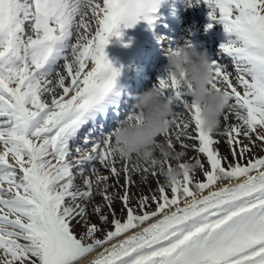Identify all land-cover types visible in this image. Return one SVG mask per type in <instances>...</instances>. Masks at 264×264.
Segmentation results:
<instances>
[{
	"label": "snow or ice",
	"instance_id": "obj_1",
	"mask_svg": "<svg viewBox=\"0 0 264 264\" xmlns=\"http://www.w3.org/2000/svg\"><path fill=\"white\" fill-rule=\"evenodd\" d=\"M161 3L0 0V264H81L93 253L90 264H264V155H249L257 142L264 151V0H204L210 20L223 25L220 50L235 71L233 78L219 60L210 61V88L231 102L222 132L204 130L200 107L175 76L153 86L174 108L153 148L161 168L171 171L175 159L183 170L158 182V196H141L132 207V176L161 175L156 161L133 163L117 154L111 131L97 135L112 113L116 124L122 120L126 103L121 70L105 48L141 20L151 27ZM158 43L165 55L179 47L163 36ZM230 116L237 122L229 124ZM125 118L139 122L140 113L131 106ZM217 135L226 138L231 160L215 147ZM187 140L207 169L198 158L181 162ZM97 196L102 206L93 204L92 214L105 224L112 217L102 238L89 222ZM76 225L84 228L79 236Z\"/></svg>",
	"mask_w": 264,
	"mask_h": 264
},
{
	"label": "clouds",
	"instance_id": "obj_2",
	"mask_svg": "<svg viewBox=\"0 0 264 264\" xmlns=\"http://www.w3.org/2000/svg\"><path fill=\"white\" fill-rule=\"evenodd\" d=\"M185 8L193 6L192 0H184ZM164 66L168 77L175 76L182 82L185 94L192 97L201 109L203 128L206 132L215 134L219 131L222 118L230 108L228 96L210 88L212 74L209 70L210 60L206 53H198L189 43L179 45L178 50L166 55ZM133 108L139 111L140 120L122 119L111 130L113 146L118 149V155L132 162L151 164L155 159L158 171L161 172L165 183L179 178L183 170L173 167L171 171L160 167V156L154 150L157 137L168 127V118L174 108L171 102L162 100L156 88H148L133 97ZM169 157L171 150L164 149ZM175 160V159H173ZM192 165L189 164L188 168Z\"/></svg>",
	"mask_w": 264,
	"mask_h": 264
},
{
	"label": "bare ground",
	"instance_id": "obj_3",
	"mask_svg": "<svg viewBox=\"0 0 264 264\" xmlns=\"http://www.w3.org/2000/svg\"><path fill=\"white\" fill-rule=\"evenodd\" d=\"M192 3H193V6H192V8H191L190 14L187 16V19H188V20H192V19H195V17L193 18V16H195V15H197V16H198V15H200V16H203V15H204V16H205L206 24L204 25V28H201V30H207L208 32H213L212 27L209 28L208 25H209V24H212V22H214V21L210 20V18H209V11H208V10H210V9H209V8L207 7V5L204 3V0H200L199 3H197V0H193ZM202 5H203V6H202ZM200 6H202V8L204 9V11L200 9ZM218 24H219V23H218ZM219 27H220V28H219V31H218V32H215V33H216V34H215V37L217 38V39H216L217 41H220V43H218V44L216 45V47H213V45L209 44V48H210V49H211V48H215V49H217V51H213V54H214V55H212L211 50H208V51H209V54H208L209 57H208V59H209L210 61H211V60H219L222 64H224V65L227 67L228 71H232L231 73H232L233 78H234V77H235V71H234V68H233V64H232V63L229 64V62H227L228 59H230V58H228V57H226V56H223L222 53H221V50H220V45L223 44V43L226 41L227 36H226L225 33H220V32H223V31H224V29H223V25H222V24H219ZM200 35H203V33H201ZM192 36H193V39L190 41V44H191L194 48H198V47L201 45L200 41L202 40V38H198V37H196L197 35H192ZM214 40H215V39H214ZM155 50H156V51H160V52H162V51H163V48H162L161 45H159V46L156 47ZM105 52H106V54H107V58H108V60L113 64V67L118 68V69H121V66L124 64V60H121V61L115 60V59L112 57V51H111V49L109 48V45L106 46V48H105ZM161 55L166 56L164 53H162ZM150 70H151V69H150ZM153 83H154V82H152V85H153ZM121 88L124 89L123 86H120V87H119V89H121ZM46 97H47V96H46ZM46 97H45V98H46ZM132 105H133V103L130 105V107H131ZM176 110H177V111H180L179 109H176ZM183 120H185V121L190 120V117L188 116V114H186V115L184 114V115H183ZM232 121H233V122H232ZM236 122H237V121H236V119H235L234 116H232V118H229V121H228L229 124H233V123H236ZM224 127H225V124H224V120H223V118H222V123H221L220 129H219L218 132H220L221 130H223ZM188 131H189V132H192V129L189 128ZM222 136H223V135H217L216 138L219 140V143H218L215 147L220 151L221 154L223 153V154H222L223 156H226V157H227V150H226V148L224 147V144H223V141H224V140H223ZM225 139H226V138H225ZM185 143H187L190 147H189L188 150L185 151V155L182 157L181 162H185V161L194 162V159H195V158H198V159H199L201 162H203V163L206 162V159H205V157H204L203 155H198L197 152L191 150V145H193V144L195 143L194 141H192V140H187V141H185ZM75 144H78V141H76V142L74 143L73 148L75 147ZM220 147H221V150H220ZM176 151H177V152H180V151H181V148L179 147L178 144H177V147H176ZM221 151H222V152H221ZM224 152H225V153H224ZM157 156H160V153H159V152H157ZM122 163H123V162L117 164V167H121V166H122ZM133 163H135V162L133 161ZM171 163H172L173 166H175V165L177 164V161H176V160H172ZM97 167L99 168L100 166L97 165ZM197 169H198V168H197ZM197 169H196V171H197ZM205 169H207V167H206ZM196 171H195V172H196ZM101 173L104 174V175H107V174H108V173L105 172L103 169H101ZM202 176H203V175H202ZM197 179H198V180H203V179H200V178H197ZM132 180L135 181V184H134V186L131 187V189H130V194H131V206L134 207V208H137V206H136V205H138V204H137V201H138V199H139L141 196H151V195H153V194H155V195H157V196L159 195V193H158V191H157V188H158V182H159V184H161V185L165 184V180H164L163 176H161V175H157L156 177H151L150 175H148V176L145 177L144 174L141 173V174H138V175H133V176H132ZM108 183H109L110 185H113V184H115V181H114V180H109ZM119 183H120V185H123V183H124L123 174H121V177H120ZM76 184H77L78 186H82V178L77 179ZM220 186H222V185H217V187H220ZM108 191H109V193L117 192V193H119L120 195L123 194V192H122V190H121L120 188H112V187H110V188L108 189ZM169 194H170V193H169ZM205 194H207V193H205ZM96 203H98V204H100V205L102 206V201H101V198H100L99 196H97V197L95 198V200L93 201V203H92V204H89L88 206H93V204H96ZM119 203H120V202H119ZM113 207H114V209H115L116 217L119 218V219H121V220H123V219L125 218V213H123L122 211H120L121 208L118 210V208H117L116 205H114V204H113ZM121 207H122V206H121ZM154 208H155V204H154V205H151V207H150V211L154 210ZM107 211H108L107 208H104V209H103V212H104V214H106V215L108 214ZM117 211H118V212H117ZM111 219H112V217L109 216V223L105 224V225H107V226H105L104 229H103L104 234H105V231L111 229V224H110ZM108 226H109L110 228H109ZM139 230H140V229H136V231H139ZM103 231H102V234H103ZM128 235H131V232H129ZM121 239H123V237H121ZM94 256H95V253H93V254L87 256L85 259H83V260L81 261V264H90V261L94 258Z\"/></svg>",
	"mask_w": 264,
	"mask_h": 264
},
{
	"label": "rangeland",
	"instance_id": "obj_4",
	"mask_svg": "<svg viewBox=\"0 0 264 264\" xmlns=\"http://www.w3.org/2000/svg\"><path fill=\"white\" fill-rule=\"evenodd\" d=\"M156 77V76H155ZM164 77H166V76H163V75H159V78H164ZM45 99H49V97H46ZM229 118H232V116H230ZM233 122V121H232ZM223 130H221L220 132H222ZM222 138H223V144H224V147L226 148V150H227V157H228V159L229 160H231V156H230V153H229V146L225 143V137L224 136H222ZM255 139V138H254ZM244 143H248V141L247 140H245L244 141ZM220 150H221V147H220ZM222 152V151H221ZM225 153V152H224ZM223 154V153H222ZM250 156L251 155H255V156H261V155H264V151H261V145L259 144V142H257V145H256V147H254L253 148V151H252V153H250L249 154ZM204 167L206 168H208V164H207V162H205L204 163ZM195 175H196V179L197 178H200V179H204V177L202 176V174H201V172H200V170H199V168L197 169V171L195 172ZM151 176V175H150ZM152 177V176H151ZM198 180V179H197ZM96 204H98V203H96ZM114 205H116V207L118 208V210L121 208V203H119V200H116L115 202H114ZM152 205H154V204H152ZM137 207H138V205H136ZM92 207L93 206H88V211H89V222L90 223H96L102 230L100 231V232H98L97 233V236L98 237H100V238H102L103 237V235H104V231H103V229H104V227L105 226H107V225H105V223H102L100 220H99V218H98V216L97 215H94V214H92ZM104 209V208H103ZM148 210L150 211V208H148ZM121 211V210H120ZM107 212H109V210L107 211ZM118 212V211H117ZM109 216H111V215H109ZM109 227V226H108ZM110 228V227H109ZM74 231L76 232V234L79 236L83 231H84V228H83V226L82 225H76L75 226V228H74ZM102 231H103V234H102Z\"/></svg>",
	"mask_w": 264,
	"mask_h": 264
}]
</instances>
